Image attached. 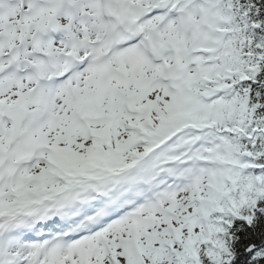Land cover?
Returning <instances> with one entry per match:
<instances>
[{
    "label": "snow or ice",
    "instance_id": "6c2138e0",
    "mask_svg": "<svg viewBox=\"0 0 264 264\" xmlns=\"http://www.w3.org/2000/svg\"><path fill=\"white\" fill-rule=\"evenodd\" d=\"M0 264H264V0H0Z\"/></svg>",
    "mask_w": 264,
    "mask_h": 264
}]
</instances>
